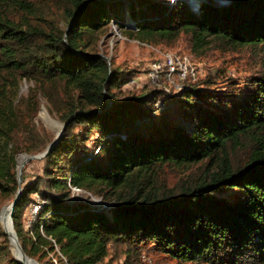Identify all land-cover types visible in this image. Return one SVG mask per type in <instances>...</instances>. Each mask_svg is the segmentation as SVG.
<instances>
[{"label": "trees", "instance_id": "1", "mask_svg": "<svg viewBox=\"0 0 264 264\" xmlns=\"http://www.w3.org/2000/svg\"><path fill=\"white\" fill-rule=\"evenodd\" d=\"M111 21L140 42L186 35L194 51L264 52V0H0L2 198H15L18 155L36 151L19 138L32 142L39 99L67 121L42 175L22 184L13 206L23 251L39 263L97 264L122 238L127 253L149 242L178 262L264 264V71L240 94L191 85L119 97L132 77L95 48ZM23 80L32 83L26 95ZM240 150L248 157L234 163ZM196 163L199 174L169 184L165 168ZM73 187L113 205L103 210L83 193L73 201ZM33 193L40 205L26 226ZM0 260L21 264L1 225Z\"/></svg>", "mask_w": 264, "mask_h": 264}, {"label": "rangeland", "instance_id": "2", "mask_svg": "<svg viewBox=\"0 0 264 264\" xmlns=\"http://www.w3.org/2000/svg\"><path fill=\"white\" fill-rule=\"evenodd\" d=\"M122 14V11H120ZM128 20V16L126 17ZM97 44L95 48L98 53L106 54V57L113 62L114 66L120 70L126 71L133 80L132 83H126L120 87L116 92L119 97L124 95H139L146 91L156 89L164 90L167 94H177L181 88L185 86L196 85L199 88L210 87L226 92H233L240 94L245 91L247 80H251L254 76L260 75L264 71V52H256L250 47H227L219 44H211L208 47L192 50V44L189 36L181 35L175 40L165 41L162 43H145L140 42L134 38H129L123 35L116 24L111 21L106 29H102L97 33ZM173 53L180 57H186L190 69L193 70L194 75H189L185 79H179L178 75L174 73L171 77L167 76L166 67L162 64V59L165 54ZM154 61L160 62V68L157 70V76L154 80L150 79ZM158 66V65H157ZM155 73V72H154ZM250 82V81H249ZM31 82L23 80L21 82L20 94L26 95ZM165 99L160 98L155 103H164ZM40 110L38 111L34 122L35 131L32 135V142L27 134H21L19 143L24 146L32 144V148L36 151L32 153L21 152L17 157V166L19 159L23 154H38L42 152L46 146L55 138L56 129L53 124L46 122L41 117L42 110H46L50 120L54 119L57 122L63 123L60 120L61 113H50L47 109L46 100L39 99ZM45 109H42V108ZM63 110L61 105L59 111ZM52 118V119H51ZM81 126H76L75 132L81 133ZM91 133H95L94 130ZM89 140V151H93V146ZM97 151L95 148L94 152ZM80 153V152H79ZM248 157V151L240 150L232 156L234 163L245 161ZM211 168H214L211 165ZM44 167V160L32 158L26 161L21 169L20 179L23 178L22 184L29 183L37 176L42 175ZM203 169L200 163L191 165L189 168L172 172L168 168L164 169V175L167 176L169 184L173 185L177 182H183L189 174H199ZM17 172V168H16ZM83 193L84 197L88 196L89 202L95 204L109 203L108 208L100 205H93L101 207L103 210H108L112 207V200L102 199L101 196L84 190H74L72 194L73 201H78L80 195ZM12 199H4L0 196V215L2 209L8 205ZM40 196L38 193L31 195V201L27 204L23 212V223L27 226L29 220H32L34 214V206L39 207ZM2 218V216H1ZM0 225L2 227L1 221ZM128 244L124 239L119 238L110 240L108 243L107 255L97 264H210L207 262H178L175 259L166 256L159 252L149 242H142L140 245L131 246L130 253L126 252ZM56 260L53 259L52 263ZM245 264L251 263V259L245 257ZM0 264H7L5 260H0ZM50 264V263H40Z\"/></svg>", "mask_w": 264, "mask_h": 264}, {"label": "water", "instance_id": "3", "mask_svg": "<svg viewBox=\"0 0 264 264\" xmlns=\"http://www.w3.org/2000/svg\"><path fill=\"white\" fill-rule=\"evenodd\" d=\"M42 109H45L44 107ZM46 111V110H45ZM47 112V111H46ZM52 119V118H51ZM71 119V117L69 118ZM54 122L58 123L59 124V129L56 131V135H55V138L46 146V148L42 151V152H39L38 154H23L18 162V166H17V172H16V179H17V182H18V188L16 190V193H15V198L12 202H10L8 205H6V212L8 213V217H9V220H10V223L13 227V221H12V211H13V206L14 204L16 203L17 199L21 196V185H20V182H21V179H20V173H21V169L24 165V163L32 158H36V159H41L43 158L45 155H47L51 149L59 142L61 136L63 135V132H64V129H65V125L67 123L64 122V123H61V122H57L55 121L54 119H52ZM91 205H102L105 209L108 208L111 204L109 203H99V204H95L93 202H89ZM101 208V207H100ZM102 209V208H101ZM3 210V209H2ZM2 213V212H1ZM0 221H1V215H0ZM1 224H2V221H1ZM2 228H3V231L4 233L7 235V238L9 240V245H10V248L12 250V254H13V248H12V245H13V241L15 242V245H16V248L18 249L19 251V257H16L14 256V258L20 262L21 264H28V261H33L37 264H40L39 262H37L35 259L29 257L22 249L21 247V244L18 240V237L15 233V230H14V234L13 236H11V233L9 231L6 230V228L3 226L2 224Z\"/></svg>", "mask_w": 264, "mask_h": 264}, {"label": "built area", "instance_id": "4", "mask_svg": "<svg viewBox=\"0 0 264 264\" xmlns=\"http://www.w3.org/2000/svg\"><path fill=\"white\" fill-rule=\"evenodd\" d=\"M162 61H163L162 64L166 67V73L168 77H171L174 73L178 75L179 79H185L189 75V73L190 75H194V72L192 69H190V64L186 57H180L173 53H167L164 55ZM159 68H160V62L154 61L152 71L150 74L151 80H154L156 78L157 70ZM132 82H134V79L129 81V83ZM72 189L74 191L77 190L78 188L73 187ZM37 209L38 206H34V213L37 211Z\"/></svg>", "mask_w": 264, "mask_h": 264}, {"label": "bare ground", "instance_id": "5", "mask_svg": "<svg viewBox=\"0 0 264 264\" xmlns=\"http://www.w3.org/2000/svg\"><path fill=\"white\" fill-rule=\"evenodd\" d=\"M41 117L44 118V120H46V122L48 123H51L53 124V126L56 127V129L59 128V124L54 122L53 120H50V118L48 117V114L46 113L45 110H42V114H41ZM21 160V159H19ZM6 206L4 207V209L2 210V218H1V221H2V224L3 226L6 228L7 231H9L11 233V236H13L14 234V230H13V227L10 223V220H9V217H8V213L6 212ZM12 248H13V255L16 256V257H19V251L18 249L16 248V245H15V242L13 241V245H12ZM28 264H37L33 261H28Z\"/></svg>", "mask_w": 264, "mask_h": 264}]
</instances>
